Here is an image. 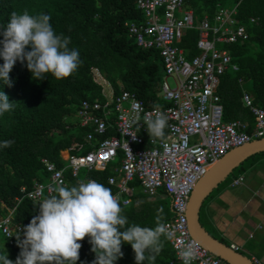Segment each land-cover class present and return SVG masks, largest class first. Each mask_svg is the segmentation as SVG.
I'll return each mask as SVG.
<instances>
[{"label": "trees", "instance_id": "1", "mask_svg": "<svg viewBox=\"0 0 264 264\" xmlns=\"http://www.w3.org/2000/svg\"><path fill=\"white\" fill-rule=\"evenodd\" d=\"M236 5V18L240 24L247 25L248 39L227 46L238 71H227L221 76L217 93L223 106V121L242 120L248 122L251 128L253 117L243 107L241 98L246 91L255 106L264 108V0H188L186 4L193 11L196 21L201 20L204 14L212 19L219 7L232 8ZM25 10L30 15H50V24L56 33L71 37L69 47L79 50L82 63L67 78L57 80L49 73L44 79L37 80L32 78L26 65L18 61L9 74L12 86L0 81V91L8 96L10 102H15L13 111L0 116V142L14 140L11 147L0 148V218L5 217L7 208L15 206L13 221L23 229L39 211L25 197V193L33 189L34 181L45 182L48 178L41 159H48L56 167L65 168L60 152L74 142L84 143L86 134L92 132L89 128L80 127L74 118L80 102L104 101L101 87L94 82L92 69L99 71L114 95L127 91L148 106L168 105L159 97L164 69L158 51L138 47L127 34L125 23H141L144 20L135 0H0V30L8 23L12 12L22 13ZM250 18L256 19V22L251 24ZM196 40L197 31H187L179 43L188 57L198 53ZM239 79L243 80L242 84L238 83ZM164 132L166 134V128ZM113 134L109 129L101 138ZM89 149L91 147L84 144L83 151ZM121 161L122 154L119 153L104 171L82 170L76 178L66 171L67 184L75 186L80 180L94 179L114 194L116 188L110 186L107 179ZM263 164L264 152L250 157L234 170L232 176L235 178ZM137 185V182L133 183V187ZM18 198L20 201L16 204L15 199ZM122 207L129 222L141 226L154 227V218L160 208H163L166 223L172 218L168 197L148 199L135 193L131 203ZM79 243L82 247L76 264H92L95 254L91 251L88 237ZM2 248L14 264L21 251L17 239L10 245L0 232ZM121 250L123 256L114 264H135L131 245L124 243ZM155 264H180L168 241Z\"/></svg>", "mask_w": 264, "mask_h": 264}, {"label": "built area", "instance_id": "2", "mask_svg": "<svg viewBox=\"0 0 264 264\" xmlns=\"http://www.w3.org/2000/svg\"><path fill=\"white\" fill-rule=\"evenodd\" d=\"M187 1L135 0L144 20L125 23L128 36L138 47L158 51L164 69L159 97L168 105L148 106L127 91L114 95L99 71L92 69L94 82L101 87L104 101L84 100L76 107L75 115L78 125L92 132L86 134L84 143L74 142L62 152L65 168H58L42 158L48 178L45 182L34 181L33 189L25 193V197L39 208L41 200L55 194L52 189L59 182L67 183L66 171L72 178L82 170L101 172L121 153V164L113 169L117 176L107 180L109 185L116 187L117 192L113 195L120 196L121 205H128L124 202L130 199L121 197L132 196L134 182L149 198L163 192L171 204L172 218L167 224L175 231V239L168 242L176 260L182 263L177 255L180 246L194 242L197 258L192 264H226L191 237L188 203L194 187L213 164L234 148L264 138V108L255 106L251 95L244 91L241 102L253 117L251 129L248 131L249 124L245 121H223V106L217 93L220 78L227 71H238L227 46L248 39L247 25L238 22L237 5L219 7L212 19L205 15L196 21L193 11L186 6ZM179 12L181 16L177 15ZM249 22L255 23L256 19L250 18ZM193 30L197 31L195 49L198 53L188 57L179 43L187 31ZM105 81L107 86H103ZM238 83L242 84L243 80L239 79ZM157 106L167 117L163 139L150 137L146 131L144 118H155ZM134 110L141 115L139 131L127 123ZM109 129L114 134L101 138ZM84 144L91 149L83 151ZM87 180L94 179L79 182ZM242 180V177L235 179L233 185H239ZM21 191L25 192L24 189ZM19 201V198L15 199L16 204ZM14 211L15 206L7 208L5 217L0 218V232L10 245L19 232L23 239V227L13 221ZM252 262L261 264L255 259Z\"/></svg>", "mask_w": 264, "mask_h": 264}, {"label": "clouds", "instance_id": "3", "mask_svg": "<svg viewBox=\"0 0 264 264\" xmlns=\"http://www.w3.org/2000/svg\"><path fill=\"white\" fill-rule=\"evenodd\" d=\"M50 19L48 14L30 15L27 10L11 13L0 30V81L4 85L12 86L9 74L18 61L37 80L49 73L60 80L77 71L82 63L79 50L69 47L71 37L57 34ZM14 107L15 102L0 91V116ZM144 119L149 136L163 139L167 117L159 106L155 118ZM140 121V112L134 110L127 123L139 131ZM13 143L14 140H4L0 148H9ZM52 191L54 195L38 203V214L24 227L23 239L20 232L16 234L21 251L14 264H76L82 247L79 241L85 237L95 254L92 264H114L123 256L124 243L131 245L135 264H155L165 242L175 239V231L165 222L163 208L157 211L154 227L130 223L120 196L96 180L81 181L75 186L61 181ZM177 255L182 264H192L197 258L194 242L183 243ZM0 264H13L4 248L0 249Z\"/></svg>", "mask_w": 264, "mask_h": 264}, {"label": "crops", "instance_id": "4", "mask_svg": "<svg viewBox=\"0 0 264 264\" xmlns=\"http://www.w3.org/2000/svg\"><path fill=\"white\" fill-rule=\"evenodd\" d=\"M205 15L207 14L203 16ZM250 169L255 172L251 178ZM250 169L245 174L233 178H243L239 185H233L232 181L219 185L215 195L203 203L199 220L214 238L227 246L236 247L238 252L251 260L255 259L264 264V164ZM111 176L117 175L113 171ZM138 193L144 195L142 190ZM134 194L133 192L131 197L122 195L121 198H129L131 203ZM166 197L163 192H159L158 197L147 198Z\"/></svg>", "mask_w": 264, "mask_h": 264}, {"label": "water", "instance_id": "5", "mask_svg": "<svg viewBox=\"0 0 264 264\" xmlns=\"http://www.w3.org/2000/svg\"><path fill=\"white\" fill-rule=\"evenodd\" d=\"M264 152V138L253 140L228 152L213 164L196 184L188 203V225L191 237L211 255L226 264H254L250 258L214 238L200 223V210L206 199L250 157Z\"/></svg>", "mask_w": 264, "mask_h": 264}, {"label": "rangeland", "instance_id": "6", "mask_svg": "<svg viewBox=\"0 0 264 264\" xmlns=\"http://www.w3.org/2000/svg\"><path fill=\"white\" fill-rule=\"evenodd\" d=\"M177 15L178 16H181V13L179 12V14L177 13ZM106 82V81H105ZM103 83V86H107V82L106 83ZM169 83H171L172 84V82H171V80H169ZM76 120H77V118L76 117H74ZM251 171V172H250ZM250 175H249V178H251V177H253L254 176V174H255V172L254 171H252L251 169H250ZM254 173V174H253ZM249 180V179H248ZM233 182L234 181V179H233V176L231 175V176H229L228 178H227V180L224 182V183H222V184H226V183H229V182ZM222 184L220 185V186H222ZM218 189V188H217ZM216 189V190H217ZM216 190L212 193V195H211V197L213 196V194L215 195V193H216ZM141 191V188H140V186L139 185H137V186H134L133 187V192L134 193H138V192H140ZM209 199H206V201L204 202V204L208 201ZM209 229V228H208ZM207 230V229H206ZM208 231V230H207ZM3 236V235H2Z\"/></svg>", "mask_w": 264, "mask_h": 264}]
</instances>
